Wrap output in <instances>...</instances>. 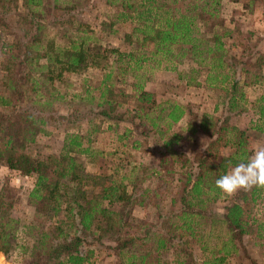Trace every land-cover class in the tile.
<instances>
[{"label":"trees","instance_id":"obj_1","mask_svg":"<svg viewBox=\"0 0 264 264\" xmlns=\"http://www.w3.org/2000/svg\"><path fill=\"white\" fill-rule=\"evenodd\" d=\"M116 1L117 21L132 24L130 34L123 37L129 46L124 52L114 49L91 52L87 41L101 42V37L82 29L85 26L80 19L76 21L72 13L79 5L67 0H19L23 12L17 19L22 25L21 33L16 41L4 47V54L9 57V81L6 93L0 95V105H9V112L0 113V163L22 176L34 178L27 194L32 207L30 227L39 229L37 223L50 222L31 240L28 264H98L95 261L98 252H107L105 256L109 261L111 258L109 264H228V259L243 245L244 237L254 234L256 239L264 238V212L259 220L251 213L256 204L264 205V188L238 191L221 207V213L216 211L214 205L222 195L215 189V181L250 155L245 131L227 125L226 116L212 122L209 116L208 126L205 120L199 123L198 129L206 132L208 141L202 152L180 165L178 192L170 200L175 210L159 214L155 223L133 225L131 222V212L145 206L143 193L150 188L137 193L138 179L133 168L121 176L115 170L111 175L85 172L79 158L93 163L97 151L90 147L88 139L84 145L81 135L65 134L57 156L37 159L25 153L26 145L33 143L46 125L45 106H51L58 98L51 99L55 92L51 80L58 79L61 71L76 73L90 67L106 69L96 88L106 108L101 103L96 107L101 108L97 114L107 120L121 117L111 115L113 107L120 104L119 99H114V90L122 98L111 82L114 73L130 74L135 81L120 84L124 87L130 84L134 101L147 106L137 109L136 118L157 134L168 132L185 115V109L175 103L155 104L152 94L143 90L145 79L140 70L149 62L155 66L164 63V70L172 71L175 64L187 61L197 67L189 69L190 74L198 77L201 69H205L203 83L221 92L223 113L229 115L248 105L257 119L252 128L264 130L261 127L264 38L262 49H257V42L248 39L237 55L231 54L225 44L229 32L218 20L221 0H106L108 4ZM45 17L51 18L45 20ZM57 18L61 20L59 23ZM42 19L47 24L40 23ZM48 29H54V35L44 39L43 31ZM18 66L20 70L30 68L26 69L23 81H15L14 68ZM32 71H36L38 79L44 76L51 80L28 81L32 79ZM47 82L49 92L43 87ZM186 84L199 86L191 76ZM248 89L258 92L252 100L246 98ZM25 102L27 107L19 111ZM216 108L215 105L213 110ZM72 115L75 116L73 112ZM175 141L177 137L173 135V140L163 145ZM219 148L230 151L221 154ZM150 173L159 175L155 169ZM167 174L173 173L167 171ZM11 206L2 201L0 194V254L3 255L17 240V222L9 217ZM208 220V225L203 226ZM193 246L197 255L192 252ZM166 251H170V256L163 259Z\"/></svg>","mask_w":264,"mask_h":264},{"label":"rangeland","instance_id":"obj_2","mask_svg":"<svg viewBox=\"0 0 264 264\" xmlns=\"http://www.w3.org/2000/svg\"><path fill=\"white\" fill-rule=\"evenodd\" d=\"M67 1L72 5L80 6L72 14L77 19L76 21L80 19L85 26L82 29L92 32L94 36L101 37V42L87 41L91 52H95L97 49L100 51L114 49L124 52L129 49L123 37L130 34L132 24L117 21V1L115 4H108L106 0ZM19 5V0H0V23L3 24L0 26V95L6 93V84L9 81V57L4 54V47L10 42L16 41L18 34L21 33L19 29L22 25L18 23V20L22 11ZM263 11L264 0H253L251 3L247 0H221L218 20L229 32L225 44L231 54L237 55L240 46L246 45L248 39L251 43L257 42V49L263 48V43H261L264 38ZM50 18L45 17L43 19L50 20ZM43 19L39 22L44 25L47 24ZM60 21L57 18L56 22L59 23ZM63 24L58 25L57 29L62 28ZM48 30H51V33H48ZM48 30H42L44 39H49L54 35V29ZM56 39L59 37L56 36ZM19 59L23 60L22 57ZM164 65L163 63L155 66L147 62L140 70L143 79H145L143 90L152 94L151 98L155 104L162 105L163 102H169L178 104L185 109V115L171 125L168 132L162 134L150 130L149 125L142 120L140 121L138 117L137 120V109L142 104L136 103L131 97L130 84L126 87L123 83L120 84L122 81H127V83L135 81L130 77V74L119 76L114 73L111 82L114 84L113 88L119 90L122 98H119L115 93L117 90H114V99H119L120 104L113 107L111 115L115 117L121 115V117L120 120L113 118L107 120L97 114L101 108L96 107L101 103V107L106 108L103 105L105 103H102V99L99 97V90L96 89L105 74L106 69L103 70V67H90L76 73L61 71L60 77L52 80L51 78L46 79L44 76H41L43 79H38L37 74H35L36 71H32V79L28 81L51 80L50 83L55 90L51 99L58 98L52 102L51 106H45L43 113L47 115L46 125L42 126L43 132L36 135L33 143L26 145L25 153L37 159H44L49 155L57 156L65 134L77 133L81 135L83 144L85 145L88 139L90 147L100 154L97 155L96 153L93 163L88 162L84 157L79 158L85 172L91 175H111L114 174L115 170L118 176H121L126 175L133 168V173L138 179L137 193H142L145 187L150 188L149 192L143 193L142 200L145 206L136 208L131 212V222L133 225L155 223L159 214L171 212L170 200L178 192L177 180L181 172L179 170L180 165L185 160L191 161L195 154L202 152L208 141L206 132L198 129L201 120H205L207 122L205 126H208L210 120L212 122L214 118L226 116L227 125L245 131L247 150L250 154L258 146L264 145V130L259 132L252 128L257 119L248 105H244L242 109L229 115L222 112L221 92L215 88L211 90L203 83L205 69H201V73L197 77L189 73V69H197V67L187 61L175 64L172 71L164 70ZM14 69L17 70L15 71V81H23L22 77L27 72L26 69L30 68L26 67L25 69L23 67L20 70L18 66ZM56 71L58 70L56 69L54 74ZM190 76L199 83V86L186 84ZM49 85L48 82L43 85L48 89H46L48 92L51 90ZM257 93L256 90L248 89L246 98L252 100ZM27 105L28 102H25L24 106L19 107V111H22ZM215 105L217 108L214 111ZM142 106L147 108L145 105ZM5 107L7 109H4ZM7 112H9V105H0V113L5 114ZM72 112L79 117L75 119ZM204 114L207 117H203ZM209 116L211 119L208 121ZM261 127L264 128V124ZM92 130H94L93 133ZM125 131H128L129 134H125ZM173 135H176L177 141L164 146L163 143L169 139L173 140ZM218 150L221 151V154L230 151L229 148H219ZM231 168L229 167L227 172ZM154 169L159 171V175H151L150 172ZM167 171H171L173 174H167ZM33 183V177L22 176L17 171L10 170L0 163L2 201L5 204L11 203L9 217L17 222L15 225L17 237L15 246L7 254H0V264H28L31 256V240H35L37 231L44 229L50 223H37L36 226L39 229L30 227L33 225L31 224L32 207L27 194ZM233 195L222 196L214 205L216 211L221 213V207ZM261 205L256 204L251 210V213L258 220L261 219L264 212L263 203ZM4 220L5 218L2 217L1 221ZM208 222L209 220L205 221L203 226L208 225ZM242 243L243 245L238 248V253L228 259V264H264V238L256 239L252 234L244 237ZM169 252H164L163 259L169 258ZM192 252L197 255L194 246ZM106 253L98 252L95 261L98 264H109L111 258L109 261L105 256Z\"/></svg>","mask_w":264,"mask_h":264},{"label":"clouds","instance_id":"obj_3","mask_svg":"<svg viewBox=\"0 0 264 264\" xmlns=\"http://www.w3.org/2000/svg\"><path fill=\"white\" fill-rule=\"evenodd\" d=\"M214 187L222 196H231L241 190L264 188V145L258 146L246 161L238 163L220 176Z\"/></svg>","mask_w":264,"mask_h":264}]
</instances>
